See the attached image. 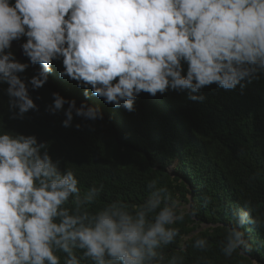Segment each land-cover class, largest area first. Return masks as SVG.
Instances as JSON below:
<instances>
[{"label":"clouds","instance_id":"1","mask_svg":"<svg viewBox=\"0 0 264 264\" xmlns=\"http://www.w3.org/2000/svg\"><path fill=\"white\" fill-rule=\"evenodd\" d=\"M23 37L28 62L11 50ZM61 59L60 76L75 80L85 97L128 112L142 92H187L203 102L200 91L212 84L243 91L244 82L264 78V0H0V84L10 119L39 111L30 88H41ZM30 65L39 68L26 78ZM52 96L45 111L63 112L64 127L75 117L104 118L97 105ZM48 149L35 134L0 130V264H183L164 250L184 248L177 225L198 216L194 204L152 179L140 203L117 198L97 208L104 185L82 189ZM254 212L251 201L231 209L221 241L226 257L252 252L245 232L264 230V216ZM191 246L206 252L209 239L198 236Z\"/></svg>","mask_w":264,"mask_h":264},{"label":"trees","instance_id":"2","mask_svg":"<svg viewBox=\"0 0 264 264\" xmlns=\"http://www.w3.org/2000/svg\"><path fill=\"white\" fill-rule=\"evenodd\" d=\"M26 39L14 40L18 46L11 47L22 62H28L21 48ZM52 67L41 88H30L39 111L30 110L23 120L9 118L7 85L0 84V130L35 134L47 142L61 168L76 172L82 189L103 184L97 208L117 198L140 203L152 179L167 184L182 202L194 204L198 216L177 225L186 236L184 248L170 245L164 250L166 256L178 254L183 264H264V230L245 232L253 244L251 253L226 257L221 251L232 208L251 201L253 215L264 216V78L244 82L243 91L239 85L233 90L206 86L200 91L203 102L188 99L187 92L170 90L156 96L142 92L135 111L128 112L98 96L85 97V89L75 80L60 76L62 59L54 60ZM38 68L30 65L22 75L31 78ZM57 91L74 98L77 106L85 101L99 106L103 120L75 117L71 127L62 126L63 112L45 111ZM188 194H193L192 200ZM203 197L209 198L207 206ZM204 222L211 225L201 229ZM198 236L209 239L206 252L191 246Z\"/></svg>","mask_w":264,"mask_h":264},{"label":"rangeland","instance_id":"3","mask_svg":"<svg viewBox=\"0 0 264 264\" xmlns=\"http://www.w3.org/2000/svg\"><path fill=\"white\" fill-rule=\"evenodd\" d=\"M16 44H17V43H16ZM16 46H18V45H16ZM174 167H175L174 164H172V165L169 166V169H170L171 171H173ZM172 174L175 175L176 173H173V172H172ZM188 197H190L191 200H192V197H193V196H192L191 194H188ZM185 203H190V204H192L191 202H188V201L185 202ZM210 225H211V223H206V222H204V223L201 224V227H200V228H201V229H202V228H206V227H209Z\"/></svg>","mask_w":264,"mask_h":264},{"label":"water","instance_id":"4","mask_svg":"<svg viewBox=\"0 0 264 264\" xmlns=\"http://www.w3.org/2000/svg\"><path fill=\"white\" fill-rule=\"evenodd\" d=\"M15 43H16V41H13V42H12V46H13V47H16V46L14 45ZM192 196H193V194H192Z\"/></svg>","mask_w":264,"mask_h":264}]
</instances>
